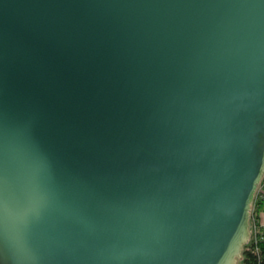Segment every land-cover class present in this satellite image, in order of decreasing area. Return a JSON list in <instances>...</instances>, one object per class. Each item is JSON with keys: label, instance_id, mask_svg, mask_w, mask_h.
I'll return each mask as SVG.
<instances>
[{"label": "water", "instance_id": "water-1", "mask_svg": "<svg viewBox=\"0 0 264 264\" xmlns=\"http://www.w3.org/2000/svg\"><path fill=\"white\" fill-rule=\"evenodd\" d=\"M263 177L264 0H0V264H238Z\"/></svg>", "mask_w": 264, "mask_h": 264}, {"label": "trees", "instance_id": "trees-1", "mask_svg": "<svg viewBox=\"0 0 264 264\" xmlns=\"http://www.w3.org/2000/svg\"><path fill=\"white\" fill-rule=\"evenodd\" d=\"M264 181V177H263ZM264 203V198L258 199L256 202L255 214L256 218L259 219V212ZM259 222V226H260ZM262 237L258 239L254 236L250 239V241L245 244L243 250V261L244 264H264V232L260 231Z\"/></svg>", "mask_w": 264, "mask_h": 264}, {"label": "built area", "instance_id": "built-area-1", "mask_svg": "<svg viewBox=\"0 0 264 264\" xmlns=\"http://www.w3.org/2000/svg\"><path fill=\"white\" fill-rule=\"evenodd\" d=\"M264 196V181L263 178L261 182L259 183L257 190L255 192L254 200L252 203V208H251V215H250V239L254 236L255 238L262 237L260 231H259V219L256 218L255 214V205L258 199L262 198Z\"/></svg>", "mask_w": 264, "mask_h": 264}, {"label": "snow or ice", "instance_id": "snow-or-ice-1", "mask_svg": "<svg viewBox=\"0 0 264 264\" xmlns=\"http://www.w3.org/2000/svg\"><path fill=\"white\" fill-rule=\"evenodd\" d=\"M244 231H245V224L241 223V226H240V235L241 236H243ZM237 252H238V246L236 245L235 240H234L233 243L229 245L227 254L228 255H235ZM219 264H223V262H219Z\"/></svg>", "mask_w": 264, "mask_h": 264}, {"label": "crops", "instance_id": "crops-1", "mask_svg": "<svg viewBox=\"0 0 264 264\" xmlns=\"http://www.w3.org/2000/svg\"><path fill=\"white\" fill-rule=\"evenodd\" d=\"M259 222L262 226V231L264 232V203H263L261 210L259 212Z\"/></svg>", "mask_w": 264, "mask_h": 264}, {"label": "rangeland", "instance_id": "rangeland-1", "mask_svg": "<svg viewBox=\"0 0 264 264\" xmlns=\"http://www.w3.org/2000/svg\"><path fill=\"white\" fill-rule=\"evenodd\" d=\"M262 198H264V196L262 197ZM258 201V200H257ZM257 205V204H256ZM256 205H255V208H256ZM254 211H255V209H254ZM259 231H262V226L260 225L259 227ZM244 250V249H243ZM238 264H244V261H243V257L242 258H240L239 260H238Z\"/></svg>", "mask_w": 264, "mask_h": 264}]
</instances>
